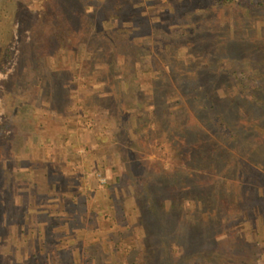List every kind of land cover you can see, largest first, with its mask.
I'll return each mask as SVG.
<instances>
[{
    "label": "rangeland",
    "instance_id": "374dc122",
    "mask_svg": "<svg viewBox=\"0 0 264 264\" xmlns=\"http://www.w3.org/2000/svg\"><path fill=\"white\" fill-rule=\"evenodd\" d=\"M106 3L111 2H94L102 8ZM200 3L201 0H126L121 5L137 8L149 26L155 20L167 22L172 18L169 13L182 10L186 17L210 19V24L205 25L211 30L224 31L230 24L226 7L213 2L199 8ZM98 16L105 18L106 9ZM145 27L134 34H143L144 39L149 37L153 43V36L145 34ZM54 29L49 24L44 28L38 15L23 12L14 27V57L6 71L0 72L1 123L10 118L3 81L11 79L21 63L20 56L26 53L25 48L36 45L34 66L25 67L28 80H22L17 95L19 105L30 104L32 112L24 122L12 124L4 132L0 126V140L5 138L8 142L0 150V162L7 164L4 171L0 164V172L8 176L6 179L0 175V264H126L134 260L125 255L124 243L132 242L136 213L151 211L147 204L135 208L137 190L146 179L143 171L166 173L188 166L170 156V138L188 121L178 109L192 110V104L188 102V94L184 93L183 98L172 76L166 80L173 89L164 86V97L160 96L155 70L160 62L166 64L156 48L150 46L148 53H143L144 50L140 53L138 75L131 78L133 95L127 99L124 116L125 109L106 84L105 69L110 65V54L98 49L99 41H95L97 48L91 51V35L85 39L82 32L79 41L71 43L60 40ZM260 47L264 53V46ZM128 65V75H136V67ZM119 68L117 65L118 74ZM202 79L211 80L207 75ZM123 82L118 78V85ZM232 85L230 88L236 92V85ZM53 88H59L56 97ZM223 90L221 94L226 93ZM11 106L16 107L15 101ZM238 107L239 120L251 118L243 102ZM203 126L207 128L206 124ZM131 137L144 144L135 150L137 161L129 158ZM243 141L246 149L254 148L256 157L264 155L262 136H245ZM218 142L219 154L222 151L217 146L221 145L224 150L242 155L243 167L254 172L258 181L255 195L262 196L264 162L252 159L248 152L243 155L223 140ZM217 167L215 163L213 169L198 166L196 170L210 179ZM262 216L256 225L263 223L264 213ZM260 233L248 225L239 228L240 239L250 237L264 246V227ZM80 236L88 237L80 248L78 242L74 249L59 247L63 239L75 242ZM153 253L134 262L156 264ZM259 264H264V250Z\"/></svg>",
    "mask_w": 264,
    "mask_h": 264
},
{
    "label": "trees",
    "instance_id": "16d2710c",
    "mask_svg": "<svg viewBox=\"0 0 264 264\" xmlns=\"http://www.w3.org/2000/svg\"><path fill=\"white\" fill-rule=\"evenodd\" d=\"M95 1L0 0V72L6 71L14 57V27L22 13L36 14L44 28L48 24L55 27L62 41L77 43L78 36L84 32L85 39L91 35V51L97 48L95 41H99L98 49L111 56L110 65L105 69L106 84L127 116V99L134 91L131 78L138 75L140 53L143 50L148 53L150 46L156 48L167 66L160 62L155 70L160 96L164 97V86L173 89L166 80L172 76L183 98L184 93L188 94L186 98L192 104V110L178 109L180 116L187 117L188 121L185 126L181 123L183 128L170 138V156L188 166L166 173L153 169L143 171L147 180L137 190L135 208L147 204L152 212L136 213L132 242L124 243V253L137 261L154 252L156 264H259L264 246L250 237L240 239L239 228L252 226L261 235L264 219L261 225H256V220L263 217L264 194L255 195L258 181L254 172L243 167L242 155L224 150L221 145L217 146L221 147L219 154L216 143L223 140L243 155L248 152L252 159L264 162V155L256 157L254 148L246 149L242 145L245 136L264 139V53L260 47L264 46V0H201L199 8L213 2L226 7L230 24L224 31L211 30L205 25L210 24V19L186 17L181 14L182 10L169 13L172 18L167 22L155 20L149 26L137 8L121 5L126 0H101L111 2L103 8L97 7ZM104 8L106 17L102 18L98 14ZM145 25V34L153 36V43L149 37L144 39L143 34H134ZM108 48L109 51L105 50ZM25 50L11 79L3 81L10 115L0 123L3 132L12 124L24 122L32 112L30 104L23 107L17 100L22 80H28L25 67L34 66L36 45L31 44ZM128 63L136 67V75H128ZM117 65L121 66L119 74ZM206 75L211 80L202 79ZM118 78L123 79L122 86L117 84ZM232 84L236 85V92L230 88ZM58 89L53 88V93ZM222 90L226 93L221 94ZM13 101L16 107L11 106ZM240 102L251 118L239 120ZM130 141L129 158L137 161L135 150L143 143L132 137ZM0 145V150H4L7 139L0 140ZM261 145L264 150V142ZM215 163L218 164L216 174L210 179L196 170L198 166L213 169ZM0 164L4 171L6 162ZM0 175L8 178L3 172ZM134 260L126 264H138Z\"/></svg>",
    "mask_w": 264,
    "mask_h": 264
},
{
    "label": "crops",
    "instance_id": "0c3cea01",
    "mask_svg": "<svg viewBox=\"0 0 264 264\" xmlns=\"http://www.w3.org/2000/svg\"><path fill=\"white\" fill-rule=\"evenodd\" d=\"M34 171H35V170H34ZM34 171H33V173H32L33 175H35V174H34V173H35ZM84 231H85V230H84ZM79 232H82V231H79ZM48 233H50V232H48ZM86 235L89 236L88 233H86ZM80 237H81V236H80ZM87 238H88V237H81V238H78L79 241H75V242H69V241H67V238H65L66 240L63 239L62 241L59 242V244L62 245V246H59V247H63V248H64V247H69V246H71L70 249H74V247H75L74 244H75L76 242H78V243H79V248H80V247L82 246V242L85 241ZM91 239H92V238H91ZM72 243H73V244H72ZM76 247H77V246H76ZM78 263H79V262H78Z\"/></svg>",
    "mask_w": 264,
    "mask_h": 264
},
{
    "label": "built area",
    "instance_id": "2783aa9c",
    "mask_svg": "<svg viewBox=\"0 0 264 264\" xmlns=\"http://www.w3.org/2000/svg\"><path fill=\"white\" fill-rule=\"evenodd\" d=\"M103 183H105V180H103Z\"/></svg>",
    "mask_w": 264,
    "mask_h": 264
}]
</instances>
